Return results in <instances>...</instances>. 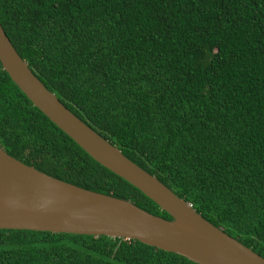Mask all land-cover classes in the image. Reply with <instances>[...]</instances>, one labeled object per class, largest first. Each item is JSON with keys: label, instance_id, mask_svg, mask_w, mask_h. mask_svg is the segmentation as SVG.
Wrapping results in <instances>:
<instances>
[{"label": "trees", "instance_id": "trees-1", "mask_svg": "<svg viewBox=\"0 0 264 264\" xmlns=\"http://www.w3.org/2000/svg\"><path fill=\"white\" fill-rule=\"evenodd\" d=\"M60 102L264 257V0H0ZM0 146L76 186L171 216L90 157L0 63ZM0 264H197L134 239L0 229Z\"/></svg>", "mask_w": 264, "mask_h": 264}, {"label": "water", "instance_id": "water-1", "mask_svg": "<svg viewBox=\"0 0 264 264\" xmlns=\"http://www.w3.org/2000/svg\"><path fill=\"white\" fill-rule=\"evenodd\" d=\"M0 63L10 79L90 157L128 181L171 216L52 177L0 146V229L134 239L197 264H264V257L214 226L66 108L23 60L0 24Z\"/></svg>", "mask_w": 264, "mask_h": 264}]
</instances>
